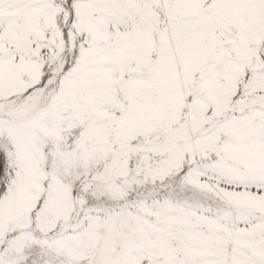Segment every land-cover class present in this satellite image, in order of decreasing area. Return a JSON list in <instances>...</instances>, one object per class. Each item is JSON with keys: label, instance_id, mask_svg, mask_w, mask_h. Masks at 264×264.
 <instances>
[{"label": "snow or ice", "instance_id": "1", "mask_svg": "<svg viewBox=\"0 0 264 264\" xmlns=\"http://www.w3.org/2000/svg\"><path fill=\"white\" fill-rule=\"evenodd\" d=\"M0 264H264V0H0Z\"/></svg>", "mask_w": 264, "mask_h": 264}]
</instances>
